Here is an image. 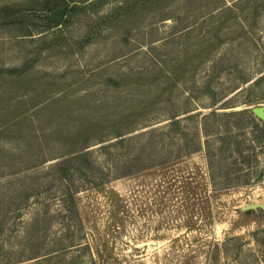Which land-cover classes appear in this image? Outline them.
<instances>
[{
  "label": "rangeland",
  "instance_id": "374dc122",
  "mask_svg": "<svg viewBox=\"0 0 264 264\" xmlns=\"http://www.w3.org/2000/svg\"><path fill=\"white\" fill-rule=\"evenodd\" d=\"M256 106L264 0H0V264H264Z\"/></svg>",
  "mask_w": 264,
  "mask_h": 264
},
{
  "label": "trees",
  "instance_id": "16d2710c",
  "mask_svg": "<svg viewBox=\"0 0 264 264\" xmlns=\"http://www.w3.org/2000/svg\"><path fill=\"white\" fill-rule=\"evenodd\" d=\"M73 10H74V8H71L70 12H72ZM232 114H235V115H239L240 114V115L245 116L249 120V122L253 125V127H261L260 125L261 124H264L259 119H256L255 117L247 114L246 112L232 113ZM123 139L124 138H122L120 140L122 141ZM83 156H85L84 152L83 153H80V154H77L73 159L72 158H70V159H64L63 161H61L60 163H58V165H57V174H59V176L62 177V178L66 177L69 174V170H70V168L68 167V164L70 162H73L74 159L80 158V157H83Z\"/></svg>",
  "mask_w": 264,
  "mask_h": 264
},
{
  "label": "water",
  "instance_id": "95a60500",
  "mask_svg": "<svg viewBox=\"0 0 264 264\" xmlns=\"http://www.w3.org/2000/svg\"><path fill=\"white\" fill-rule=\"evenodd\" d=\"M65 11L62 8H57L55 11H53L49 17V20L59 23L62 21L63 17H64ZM252 113L258 118L260 119L262 122H264V106H256L254 108H252ZM257 208H264L262 205L259 204H251V205H247L242 207L243 211H248V210H255Z\"/></svg>",
  "mask_w": 264,
  "mask_h": 264
}]
</instances>
